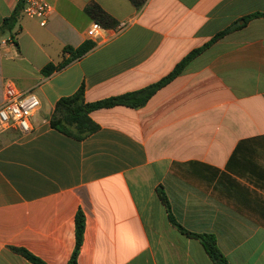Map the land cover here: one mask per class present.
Here are the masks:
<instances>
[{
	"label": "crops",
	"instance_id": "crops-1",
	"mask_svg": "<svg viewBox=\"0 0 264 264\" xmlns=\"http://www.w3.org/2000/svg\"><path fill=\"white\" fill-rule=\"evenodd\" d=\"M23 1L0 0V26L21 5L0 35V105L9 83L39 109L29 133L0 130V264H32L18 250L66 264L77 211L78 264H214L171 225L158 189L228 264H264V0H43L44 27ZM91 5L127 28L88 38ZM230 28L143 107L91 112L98 129L80 141L50 127L56 102L80 86L86 103L139 91ZM85 42L83 57L42 74Z\"/></svg>",
	"mask_w": 264,
	"mask_h": 264
},
{
	"label": "trees",
	"instance_id": "trees-1",
	"mask_svg": "<svg viewBox=\"0 0 264 264\" xmlns=\"http://www.w3.org/2000/svg\"><path fill=\"white\" fill-rule=\"evenodd\" d=\"M130 2L136 9H140L145 4L146 0H130ZM20 9L21 5L19 4L12 15L2 21V24L0 26V35L12 31L17 22ZM86 13L103 29H111L116 26V23L96 5H91L89 8H87ZM257 16L259 15H254L251 18ZM231 30L232 29L230 28L217 34L209 43L205 44L202 48L189 53L181 62H179L174 67L172 72L165 78L139 91L125 93L97 102L86 103L84 101V88L83 86H80L74 94L69 97L61 98L56 102L49 119L50 127L75 140H83L87 136L96 132L98 129V127L89 118V114L91 112L116 106H125L132 109L143 107L151 98V96L156 93V91L161 89L164 85L178 76L186 68L187 64L190 61H192L202 51L207 49L212 43L222 38ZM93 46L94 44L92 42H85L75 49L65 47L62 50V53L69 54V58L67 60H63L58 65L48 64L43 68L42 74L44 76H49L51 73L64 68L70 62L80 59L85 54H87L93 48ZM157 194L161 203L166 208L169 222L173 227L177 229L180 234L188 238L198 240L203 246L205 253L214 264H228L226 258L218 250L214 236L192 234L183 229L171 215L170 207L164 193L160 189H158ZM83 231L84 216L81 211H77L75 215V246L71 257L66 264H78V255L82 245ZM17 252L32 264H44L24 250H18Z\"/></svg>",
	"mask_w": 264,
	"mask_h": 264
},
{
	"label": "built area",
	"instance_id": "built-area-1",
	"mask_svg": "<svg viewBox=\"0 0 264 264\" xmlns=\"http://www.w3.org/2000/svg\"><path fill=\"white\" fill-rule=\"evenodd\" d=\"M51 13V6L43 0H24L22 14L36 19L41 27L47 23ZM127 28L126 23L116 24L115 34L123 32ZM102 27L93 22L87 31V37L96 39L102 32ZM39 109V101L29 92H22L12 84H5L3 88V102L0 105V130L14 128L21 133H29L32 130L30 120Z\"/></svg>",
	"mask_w": 264,
	"mask_h": 264
}]
</instances>
